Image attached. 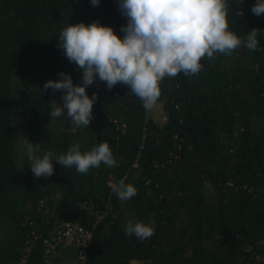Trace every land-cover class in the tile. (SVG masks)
I'll return each instance as SVG.
<instances>
[{
  "label": "trees",
  "instance_id": "obj_1",
  "mask_svg": "<svg viewBox=\"0 0 264 264\" xmlns=\"http://www.w3.org/2000/svg\"><path fill=\"white\" fill-rule=\"evenodd\" d=\"M255 2L232 3L229 28L244 39L260 29L258 50L241 46L231 56L202 58L197 75L165 78L151 111L127 86L109 90L97 79L86 90L98 97L93 120L77 128L66 110L50 117L62 93L43 90L60 72L81 83L82 73L57 47L59 33L69 24L99 21L123 37L127 19L118 0L99 6L0 0V264H17L29 219L46 229L28 212L41 199L62 219L83 225L88 221L79 202L102 210L112 205L114 216L97 227L86 264H264V14L252 13ZM157 108L168 117L163 125L151 116ZM22 136L40 144L41 156L66 153L74 143L87 151L107 142L117 166L101 164L81 175L53 161L54 174L36 178ZM175 136L183 145L178 158ZM110 175L117 183L126 178L137 194L119 200ZM153 220L150 239L125 235L129 221ZM28 264H44L41 242Z\"/></svg>",
  "mask_w": 264,
  "mask_h": 264
},
{
  "label": "clouds",
  "instance_id": "obj_2",
  "mask_svg": "<svg viewBox=\"0 0 264 264\" xmlns=\"http://www.w3.org/2000/svg\"><path fill=\"white\" fill-rule=\"evenodd\" d=\"M244 0H118V8L127 23L120 31L121 39L111 26L99 21L69 24L59 33L57 47L62 55L82 73L80 85H75L71 75L58 73L59 80H49L43 90L62 93V104L52 101L50 117H60L65 110L73 124L89 128L93 120V106L98 97L90 98L87 88L99 79L109 90L116 85H125L130 95L142 101L146 111H151L162 95L160 84L165 78L199 74L205 60H214L218 55L231 56L239 47L258 50V28H253L246 39L229 28V11L232 3ZM99 6L100 0H90ZM254 15L264 14V0H256L251 8ZM243 16V12H237ZM22 145L30 161L31 172L36 178L51 177L53 164L65 169L87 174L101 164L117 166L107 142L81 151L74 143L66 153L49 150L41 156L40 144H33L22 136ZM126 179V178H125ZM121 179L112 189L119 200L128 201L137 194L132 184ZM156 223L129 221L125 235L140 241L155 234Z\"/></svg>",
  "mask_w": 264,
  "mask_h": 264
},
{
  "label": "built area",
  "instance_id": "obj_3",
  "mask_svg": "<svg viewBox=\"0 0 264 264\" xmlns=\"http://www.w3.org/2000/svg\"><path fill=\"white\" fill-rule=\"evenodd\" d=\"M160 115V118L154 119V121L159 125H163L168 121V117L165 112ZM174 138L176 140L175 147L177 148V156H175L178 158L181 155L183 145L178 136ZM154 167L159 168L160 164L155 162ZM108 184L111 189L114 184H117L114 176H109ZM228 185L233 184L228 183ZM78 206L87 216L88 225L62 219L56 214L55 208L51 207L45 199L39 200L36 208H29L28 212L30 210L35 212L46 225V229L44 230L39 226L35 220L29 219L26 224L24 223L27 229L24 240L18 247L19 258L17 264L29 263L33 249L38 242H41L43 246L44 264H86L88 250L97 227L108 216H114V212L111 204L102 210L94 202L85 200L79 202ZM71 255H73L72 259L69 258Z\"/></svg>",
  "mask_w": 264,
  "mask_h": 264
},
{
  "label": "rangeland",
  "instance_id": "obj_4",
  "mask_svg": "<svg viewBox=\"0 0 264 264\" xmlns=\"http://www.w3.org/2000/svg\"><path fill=\"white\" fill-rule=\"evenodd\" d=\"M237 7H239L238 4H237ZM160 111H161L160 108H157V111H155V113H157V114L154 113V115H151L153 117V119H159L160 118V116H161L160 114L164 112V111L163 112H160ZM59 124L62 126V123H59Z\"/></svg>",
  "mask_w": 264,
  "mask_h": 264
}]
</instances>
